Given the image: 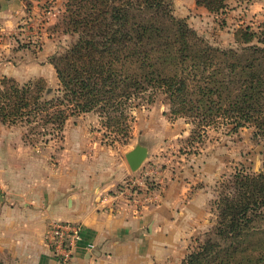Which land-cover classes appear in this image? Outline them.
Returning a JSON list of instances; mask_svg holds the SVG:
<instances>
[{
	"label": "trees",
	"instance_id": "16d2710c",
	"mask_svg": "<svg viewBox=\"0 0 264 264\" xmlns=\"http://www.w3.org/2000/svg\"><path fill=\"white\" fill-rule=\"evenodd\" d=\"M66 1L64 31L77 38L53 59L59 88L3 76L0 124L60 136L70 116L94 112L120 141L129 107L161 93L173 117L194 124L191 136L222 123L264 135V22L235 32L239 48H220L176 17L172 0ZM196 4L217 12L225 1ZM220 187L211 228L180 264H264V168L238 169Z\"/></svg>",
	"mask_w": 264,
	"mask_h": 264
},
{
	"label": "rangeland",
	"instance_id": "374dc122",
	"mask_svg": "<svg viewBox=\"0 0 264 264\" xmlns=\"http://www.w3.org/2000/svg\"><path fill=\"white\" fill-rule=\"evenodd\" d=\"M8 1L1 0L0 9ZM224 1L223 9L211 12L197 5L196 0H172V13L185 18L210 44L236 49L240 47L235 40L238 29L246 26L257 29L264 22V0ZM66 2L19 0L22 17L14 24L0 27L3 33L0 34V79L9 76L24 83L40 78L50 91L59 88L53 59L77 38V34L64 31ZM128 113L129 133L120 141L114 139V134L101 124L94 112L70 116L60 136L38 134L27 138L25 126L0 124V196L5 194V179L19 175L16 171L12 174L16 166L24 165L22 176L36 175L44 161L56 162L64 149L88 150V157L96 154L95 158L98 155L107 165L110 162L121 164L126 162L127 151L137 144L144 145L148 149L147 157L137 170L129 168L133 174L130 178L137 182L144 181L153 188L179 173L184 175L189 167L206 171L204 181L197 183L206 187L204 222H200L198 233L190 236L188 253L197 239L204 238L215 220L214 201L221 190V180L229 179L238 169L252 174L263 170L264 135L257 133L259 129L252 124L233 131L232 124L222 123L206 127L200 136H191L194 124L185 118L173 117L161 93L152 103L136 99ZM14 150L27 151L19 159L11 153ZM191 175L189 171L186 179L192 178Z\"/></svg>",
	"mask_w": 264,
	"mask_h": 264
},
{
	"label": "crops",
	"instance_id": "0c3cea01",
	"mask_svg": "<svg viewBox=\"0 0 264 264\" xmlns=\"http://www.w3.org/2000/svg\"><path fill=\"white\" fill-rule=\"evenodd\" d=\"M18 2L2 4L1 28L22 17ZM26 151L11 153L20 159ZM88 154L64 149L29 177L20 175L24 165L11 170L19 175L5 179L0 196V264H59L46 242L53 222L81 226L70 264H180L204 222L206 187L197 183L206 171L189 167L153 188L143 181L132 202L118 192L133 175L126 162Z\"/></svg>",
	"mask_w": 264,
	"mask_h": 264
},
{
	"label": "built area",
	"instance_id": "2783aa9c",
	"mask_svg": "<svg viewBox=\"0 0 264 264\" xmlns=\"http://www.w3.org/2000/svg\"><path fill=\"white\" fill-rule=\"evenodd\" d=\"M142 187L140 180L137 182V179H129L122 183L118 192L128 201L134 202ZM80 237L81 226L78 223L53 222L46 231L47 245L59 264H70L73 247Z\"/></svg>",
	"mask_w": 264,
	"mask_h": 264
},
{
	"label": "water",
	"instance_id": "95a60500",
	"mask_svg": "<svg viewBox=\"0 0 264 264\" xmlns=\"http://www.w3.org/2000/svg\"><path fill=\"white\" fill-rule=\"evenodd\" d=\"M51 88H48L50 91ZM148 149L144 145L137 144L126 152L125 160L132 171L137 170L147 157Z\"/></svg>",
	"mask_w": 264,
	"mask_h": 264
}]
</instances>
